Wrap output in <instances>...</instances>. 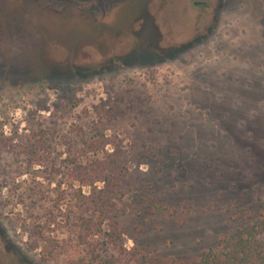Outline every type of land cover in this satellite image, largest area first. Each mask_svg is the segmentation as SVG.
Returning a JSON list of instances; mask_svg holds the SVG:
<instances>
[{"label": "rangeland", "instance_id": "1", "mask_svg": "<svg viewBox=\"0 0 264 264\" xmlns=\"http://www.w3.org/2000/svg\"><path fill=\"white\" fill-rule=\"evenodd\" d=\"M263 197L264 0H0V264L197 259Z\"/></svg>", "mask_w": 264, "mask_h": 264}, {"label": "trees", "instance_id": "2", "mask_svg": "<svg viewBox=\"0 0 264 264\" xmlns=\"http://www.w3.org/2000/svg\"><path fill=\"white\" fill-rule=\"evenodd\" d=\"M147 210L152 213L167 211L164 205H150ZM255 216L245 227L230 236L219 239L215 248L204 250L199 258L193 260H162L158 256L142 253L138 250H126L118 247L116 255L101 257L91 254L67 264H264V197L257 204Z\"/></svg>", "mask_w": 264, "mask_h": 264}]
</instances>
